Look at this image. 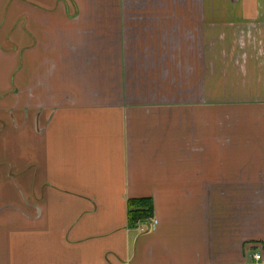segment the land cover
<instances>
[{"label": "crops", "instance_id": "1", "mask_svg": "<svg viewBox=\"0 0 264 264\" xmlns=\"http://www.w3.org/2000/svg\"><path fill=\"white\" fill-rule=\"evenodd\" d=\"M0 264H264V0H0Z\"/></svg>", "mask_w": 264, "mask_h": 264}, {"label": "trees", "instance_id": "2", "mask_svg": "<svg viewBox=\"0 0 264 264\" xmlns=\"http://www.w3.org/2000/svg\"><path fill=\"white\" fill-rule=\"evenodd\" d=\"M128 217L131 225L147 221L154 217V201L152 197L130 199Z\"/></svg>", "mask_w": 264, "mask_h": 264}, {"label": "built area", "instance_id": "3", "mask_svg": "<svg viewBox=\"0 0 264 264\" xmlns=\"http://www.w3.org/2000/svg\"><path fill=\"white\" fill-rule=\"evenodd\" d=\"M146 223H148V225H149V229L151 230V229H155V228L157 227V224L159 223V221H158L157 218L152 217V218H150L149 220H147ZM255 258H256L257 260H260V259L262 258V255H261V254H257V255L255 256Z\"/></svg>", "mask_w": 264, "mask_h": 264}]
</instances>
